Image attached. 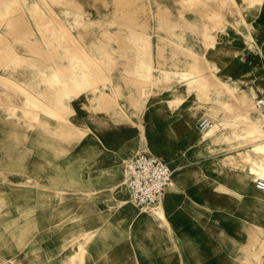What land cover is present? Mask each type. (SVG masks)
I'll return each instance as SVG.
<instances>
[{"label":"rangeland","instance_id":"obj_1","mask_svg":"<svg viewBox=\"0 0 264 264\" xmlns=\"http://www.w3.org/2000/svg\"><path fill=\"white\" fill-rule=\"evenodd\" d=\"M168 1L38 0L39 6L47 8V4L59 15L66 11L69 15L76 14L86 19L87 22L75 30L71 28L69 19L65 18V23L74 36L70 35L71 41L67 42L59 33L55 35L56 41L53 40L54 31L51 28L42 24L41 28H37L36 21L23 13V1L14 3L15 13L6 12L7 15L10 13L8 16L18 17L10 28L5 24L6 18L0 19V32H3L0 38V58L3 57L5 60H2L6 61L3 64L0 60V264H122V244L125 247V257L128 247L136 248L133 243L128 245L133 234L132 231H127L129 226L131 229L133 218L151 217L152 212H141L128 203L123 185V162L128 156L141 152L154 153L171 162L167 145L156 149L148 147L143 127L140 122L137 123V120L142 121L143 112L152 114L155 103L158 104V112L175 90H182L189 93L190 99L200 103L196 105L200 117L193 113L196 130L198 120L202 119H208L219 129L223 127V134L228 133L229 124L238 122L236 112L239 110L235 111L238 103L229 102L227 107H222L212 98L221 95L212 90L216 82H220L213 70L217 71L216 65L219 63L231 65L233 53H238L251 41H255L250 35L260 28V23L250 18L255 17L262 0H236L237 6L230 0H170L174 4L171 7ZM172 7L175 13L171 10ZM198 9L210 15L212 21L207 18L201 22ZM185 11L191 12L189 14L192 18L186 20ZM3 13L5 14L0 10V14ZM90 20L95 21L88 22ZM153 20L156 30L172 36L171 38L179 40L185 31L192 34V54L186 65L191 67L188 69H192L195 75L183 71L184 60L181 64L179 57L184 56L185 52L180 43H175L170 38L156 36L163 45L171 46L165 54L160 50L156 55L158 63L160 59L161 65L168 66L169 71L156 65L151 42ZM2 41L5 42L1 43ZM59 42L65 43L60 45ZM70 43L82 47V57L108 54V60L99 62L100 67H104L103 70L100 68L99 72L93 71L96 77L94 74L90 80L82 81L80 74L88 76L93 68L81 64V55L76 53L78 51L74 52L75 49L69 55L72 47ZM131 43L138 45L136 54L133 53L135 50ZM67 45L70 47L67 48ZM73 54L75 55L72 56ZM133 55L143 57L149 67V74L145 77L126 72L134 70L129 62ZM17 56L34 59L37 68L16 66L11 60ZM165 72L171 80L165 84L157 82ZM98 74L105 81L101 82ZM6 81L20 88L15 89V86H10ZM4 82L6 85H3ZM120 82L125 89L120 86ZM72 85H76L75 91L80 89L82 92L68 101L70 112H61L52 104L51 95H67L66 87L70 88ZM154 88L156 95L152 92ZM23 89L25 94L21 92ZM144 90L153 95H145ZM26 94L33 98L29 99ZM34 99L37 101L34 102ZM178 103L176 101L175 104ZM75 107L86 112L110 111L114 122L121 128H139L137 149L128 156L112 155L113 166H116L118 173L114 181L109 180L103 168L97 169L96 161L99 165L105 155L103 147L92 134L89 133V138L92 137L98 145L96 154L86 153L83 146L77 148L82 133L69 120ZM250 107L251 119L261 120L254 112L253 97L250 99ZM202 108H208V111ZM224 108L230 110L227 112ZM53 113H56L55 118L50 116ZM229 113L234 117L229 118ZM64 119H68L71 126H64ZM260 122L259 127L264 131V124L262 120ZM206 131L198 130L199 139L208 141L211 145L237 140L223 138L222 135L216 140H210L205 136ZM84 132L88 134L87 131ZM144 137L146 144L141 142ZM245 141L242 140L240 145ZM262 177L264 174L255 175L256 179ZM116 181L122 183L124 192L109 190ZM123 208L132 210L133 218L130 213H125L127 217L120 215ZM120 227L124 229L121 230ZM256 233L258 241L251 245L250 254L246 253L247 264H264V242L260 240L263 239L264 229H257Z\"/></svg>","mask_w":264,"mask_h":264},{"label":"crops","instance_id":"obj_2","mask_svg":"<svg viewBox=\"0 0 264 264\" xmlns=\"http://www.w3.org/2000/svg\"><path fill=\"white\" fill-rule=\"evenodd\" d=\"M168 4L170 7L174 5L170 0ZM171 10L174 12L173 7ZM189 13L185 11L186 20L192 18ZM250 19L260 23V28L250 35L255 41L233 53L231 65L219 63L217 71L213 70L220 80L212 89L221 94L212 96L218 103H238L242 99L250 101L252 97L254 101L256 97L264 96V0L258 5L255 17ZM153 21L151 42L156 65L169 71L168 66L161 65L160 59L159 63L156 60L160 50L165 54L171 48L168 44L163 45L156 36L166 37L180 43L185 52L179 57L181 64L184 60L183 71L193 73L186 65L192 54V34L185 31L177 40L156 30ZM120 86L125 89L122 82ZM155 91L154 88L152 92L156 95ZM187 93L175 90L158 112V104L155 103L152 114L143 112L142 121L137 120L143 127L148 147L168 146L171 162L162 160L173 170L172 184L160 204L165 221L148 216L133 218L132 210H120L123 217L128 216L125 213H130L133 218L131 229L129 226L127 231L133 234L128 245H136L135 249L128 247L125 257L122 244V264H247L246 253L250 254L251 245L258 241L256 230L264 229V193L254 187L255 174L250 172L257 165L256 155L251 150L255 143L245 141L240 145L243 139L235 138L237 140L229 143L211 145L199 139L193 113L198 114L196 105L200 103L190 99ZM176 101L179 103L175 104ZM91 107L94 109V106ZM73 111L69 120L82 133L77 148L83 146L86 153L96 154L98 145L92 137L89 138V133L92 134L103 147L105 155L102 163L98 165L96 161L97 169L103 168L109 180L116 179L118 173L113 166L112 155L122 157L132 154L139 144V128H121L114 122L110 111L86 112L80 107H75ZM222 136L234 138L228 133ZM220 149L222 152H219ZM262 237L260 240L264 242V235Z\"/></svg>","mask_w":264,"mask_h":264},{"label":"bare ground","instance_id":"obj_3","mask_svg":"<svg viewBox=\"0 0 264 264\" xmlns=\"http://www.w3.org/2000/svg\"><path fill=\"white\" fill-rule=\"evenodd\" d=\"M21 1H23V8H24V11H23V13H25V14H27V15H29L30 17H32L35 21H36V27L37 28H39V26H40V28H41V24H42V26H45V27H48L49 29L51 28L53 31H54V34H53V40H55L56 41V34L57 33H59V34H61V35H63L64 37H63V39H64V41H69L70 40V35L71 36H73V34L71 33V31H70V28H68L67 27V25H66V23H65V18H67V19H69V22H70V25H71V28L72 29H78V28H80V27H82V23H84V22H87L86 21V19H84L83 17H81V16H78V15H69L66 11H62L61 12V15L64 17H62L61 15H59L58 13H56L54 10H53V8L52 7H50L49 5H47V4H45L46 6H48L47 8H43V7H41V6H39V3H38V0H30L29 2H27V1H24V0H21ZM20 0H0V10H3V12H5V14L3 13V14H0V19L2 20V19H4V18H6V22H5V24H7V27L8 28H10L16 21H17V19H18V17H15V16H8L11 12H13V13H15V8L13 7V5H14V3L15 2H21ZM216 1V0H215ZM231 2H233L234 4H235V6H237V2H236V0H230ZM26 2V3H25ZM39 2H41V0H39ZM179 2V1H178ZM198 2V1H197ZM47 3V2H46ZM196 3V2H195ZM203 3H204V1H203ZM43 4V3H42ZM179 4V3H178ZM161 5V4H160ZM162 6V5H161ZM62 7V6H61ZM180 7V6H179ZM10 8H11V10H10ZM13 8V9H12ZM68 8V7H67ZM220 8H222V7H220ZM216 9V8H215ZM212 10V9H211ZM10 12V13H8V15H7V13L6 12ZM150 11V10H149ZM214 12V11H213ZM21 13H19L18 15L21 17V15H20ZM66 14H68V15H66ZM198 14H199V20L202 22H204L205 20H207V18L208 19H211V16L210 15H207V14H205L201 9H198ZM213 14H216V13H213ZM17 15V16H18ZM5 16H7V17H5ZM215 16V15H214ZM22 18V17H21ZM20 18V19H21ZM89 20V19H88ZM92 21H95V20H90V21H88V22H92ZM176 21V20H175ZM210 21V20H209ZM211 21H212V19H211ZM1 22V21H0ZM23 22V21H22ZM224 22V21H223ZM95 23V22H94ZM93 23V24H94ZM99 23V22H98ZM210 23H213V22H210ZM221 23V22H220ZM110 25H111V23H110ZM24 26H25V24H24ZM19 27H20V24H19ZM26 27V26H25ZM24 27V28H25ZM172 27H174V25H172ZM22 28H23V26H22ZM27 28V27H26ZM205 29V28H204ZM17 30V29H16ZM24 30H26V29H24ZM206 31V30H205ZM27 32V31H26ZM29 32V31H28ZM103 32V31H102ZM3 32H0V38H1V35H3L2 34ZM11 33V32H10ZM30 33V32H29ZM29 33H27V34H29ZM48 34H46V36H47ZM21 36V35H20ZM58 36V35H57ZM59 37V36H58ZM74 37V36H73ZM105 37V36H104ZM10 38V37H9ZM58 39H60V38H58ZM51 40V39H50ZM71 41V40H70ZM5 42V41H4ZM3 41L1 42V43H4ZM60 43V45L61 44H64L63 42L61 43V42H59ZM74 44H76V43H70V45H72V49L70 48V50H69V52L71 51L72 52V50L73 49H75L74 50V52H76V51H78V52H76V53H80V59H79V61L81 62V64L83 65V66H87V67H91V68H93V69H91L90 70V74L88 75V76H86V74L85 73H81L80 74V77H81V79H82V81H87L89 78H91L92 76L94 77V74L95 73H93V71H98L99 72V70H100V61H104V60H108L107 59V56H108V54L106 53V55H103V56H101L100 55V53H98V54H94L93 56H87V55H84L85 57H82L83 56V52H81V49L80 48H82V47H77V44L76 45H74ZM70 45H69V47H70ZM58 46V45H57ZM77 47V49L79 48L80 50H77L76 49V47ZM131 46H132V48L135 50V52H133V53H135L136 54V51H137V48H138V45L136 44V43H131ZM61 47H64V46H61ZM60 47V48H61ZM68 47V45H67V48H69ZM122 47V46H121ZM6 48H7V46H6ZM2 49H5V47H3ZM8 49H10L9 47H8ZM62 49V48H61ZM120 49V48H119ZM6 50V49H5ZM67 50V49H66ZM8 51V50H7ZM6 51V52H7ZM70 52V54L69 55H71L72 53ZM8 54H11V53H8ZM14 54V53H13ZM85 54V53H84ZM0 55H2V53H1V51H0ZM75 54H73L72 56H74ZM112 55V54H111ZM9 56V55H8ZM66 56V55H65ZM95 56V57H94ZM10 57V56H9ZM9 57H8V59H9ZM123 56H120V58H122ZM132 58H130L129 59V62H131L132 63V65H133V67H134V70H131V71H126L127 73H131L132 72V74H134V76H142V77H145V75L146 74H149V67L145 64V60H144V58L143 57H141V56H136V55H133V56H131ZM76 58H78V57H76ZM124 58V57H123ZM5 60V58H0V60L2 61L1 63H5L6 61H3V60ZM11 62H13L14 64H16V66H20V65H22V66H24V67H27V68H37V66L35 65L36 64V61L34 60V59H31V58H23V57H21V56H17L16 58H14L13 59V61L11 60ZM79 62V63H80ZM3 63V64H4ZM69 65V64H68ZM107 67V66H106ZM105 67V68H106ZM103 68L104 67H102L101 69L103 70ZM136 68V69H135ZM138 68H140V70H138ZM83 69V68H82ZM87 69V68H86ZM73 70V69H72ZM141 70H144V72H141ZM64 71V70H63ZM83 71H85V70H83ZM159 71V70H158ZM110 72V71H109ZM65 74H68L66 71L64 72ZM87 73H89L88 71H87ZM190 73V72H189ZM192 73V72H191ZM60 74H62V73H60ZM158 74V73H157ZM192 74H194V73H192ZM100 74H98V78L99 77H101V76H99ZM184 75V74H183ZM186 75V74H185ZM184 75V76H185ZM195 75V74H194ZM58 76H60L59 74H58ZM64 76V75H63ZM72 76V75H71ZM73 76H74V74H73ZM97 75L95 74V77H96ZM103 76V75H102ZM189 76H191V74L189 75ZM88 77V78H87ZM104 77V76H103ZM183 77V76H182ZM202 77V76H201ZM62 78V77H61ZM60 78V79H61ZM97 78V80L98 81H100L99 79H101V78H99L98 79ZM184 78V77H183ZM64 79V78H63ZM105 79H106V77H105ZM199 79V78H198ZM2 80V79H1ZM1 80H0V82H1ZM62 80V79H61ZM90 80V79H89ZM92 80V79H91ZM104 80V79H103ZM102 79H101V82L103 81ZM137 80V79H136ZM143 80V79H142ZM146 80V79H145ZM171 80V77L168 75V73L167 72H165L164 73V75L160 78V79H158L157 80V82H159V83H168L169 81ZM4 81V80H3ZM8 81H10V80H8ZM8 81H6V82H8ZM105 81V80H104ZM107 81V80H106ZM194 81V80H193ZM6 82H4L3 83V85H6L5 83ZM94 81H92L91 83H93ZM9 84H10V82H8ZM95 83V82H94ZM9 84H7V86L9 87ZM96 84V83H95ZM192 84V83H191ZM89 85H90V83H89ZM97 85V84H96ZM119 85V84H118ZM10 86H13V84H10ZM15 86V85H14ZM13 86V87H14ZM18 86V85H17ZM95 86V85H94ZM68 87V86H67ZM66 87V90H67V95L66 94H63V95H59V94H57V93H53L51 96V99H52V104L55 106V108L57 109V110H60L61 112L62 111H66V112H70V107H69V104H68V101L70 100V99H72V98H74V97H77V96H79V94L82 92L78 87V89L79 90H77V91H75L74 89H76V85H72L70 88H67ZM15 89L16 88H20V87H14ZM86 89V88H85ZM85 89H82L83 91L85 90ZM21 90V89H20ZM17 91V90H16ZM21 92H24V94L26 93V91H24V89L21 91ZM21 92H19V93H21ZM47 92V91H46ZM45 92V93H46ZM27 95V94H26ZM38 95V94H37ZM153 95V94H152ZM196 95V94H195ZM27 96H29V99H31V98H33V96L32 95H27ZM30 96H32V97H30ZM40 96V95H39ZM138 96V95H137ZM26 97V96H25ZM244 98V97H243ZM28 99V98H27ZM36 99V98H35ZM34 99V100H35ZM33 100V99H32ZM82 100V99H81ZM27 101V100H26ZM29 101V100H28ZM37 100H35L34 102H36ZM29 102H31V101H29ZM73 102V101H72ZM80 102V101H79ZM202 102V101H201ZM208 102V101H207ZM27 103V102H26ZM8 104V103H7ZM30 104H32V103H30ZM221 104V106L222 107H227L228 106V104L227 103H225V104H223V103H220ZM32 105H34V104H32ZM39 105V104H38ZM37 105V106H38ZM219 105V104H218ZM238 109H235V111L236 110H239L238 112H236L237 113V116H238V122L237 123H231V124H229V127H228V136H232V137H234V138H237V139H243V140H246L247 142H250V143H255V144H253V146H252V152L256 155L255 157V161H256V166H253L251 169H250V172L252 173V174H255V175H262V174H264V131L263 130H261V128L259 127V125H260V119H251V117H250V111H252V108L250 107V101L249 100H246V99H242V100H240V102H238ZM75 106V105H74ZM45 107H47V106H45ZM198 107V106H197ZM33 110H34V108H32ZM50 109V108H49ZM225 109V108H224ZM230 109H231V107H230ZM229 109V110H230ZM36 110H38L37 108H36ZM225 110H227V109H225ZM229 110H227V112L229 111ZM43 111V110H42ZM231 111H233V110H231ZM36 111H34V113H35ZM41 112V111H40ZM44 112V111H43ZM42 112V113H43ZM47 112H48V110H47ZM52 112V111H51ZM23 114V113H22ZM31 114V113H30ZM36 114V113H35ZM54 115H50V116H54V118H55V114L56 113H53ZM107 114V113H106ZM230 114V113H229ZM229 114H227V116L229 117V118H232V117H234V116H232L231 117V114L229 115ZM33 115V114H32ZM48 115V114H47ZM58 115V114H57ZM105 116V115H104ZM26 117H28V116H26ZM35 117V116H34ZM49 117V116H48ZM57 117V116H56ZM67 117V116H66ZM28 119V118H27ZM36 119V118H35ZM34 119V120H35ZM57 119H58V117H57ZM23 120V119H22ZM28 120H30V119H28ZM61 121H62V119H60ZM108 120V119H107ZM31 121V120H30ZM23 122V121H22ZM29 123V122H28ZM66 124H67V126H71L70 124V121L68 120V119H64L63 120V125L64 126H66ZM23 126H24V124H23ZM29 126V125H28ZM25 127V126H24ZM138 127H140V125L138 126ZM130 129V128H129ZM224 128L222 127V128H218V126H214V125H211L210 127H209V129L205 132V136H207L208 138H210V140H213V139H217L219 136H221V135H223V132H222V130H223ZM226 136V135H225ZM227 136V137H228ZM222 137V136H221ZM222 139V138H221ZM231 139V138H230ZM142 141H143V143L144 144H146V139H145V137L144 138H142L141 139ZM231 141V140H230ZM233 141V140H232ZM216 142V141H215ZM220 142V141H219ZM244 157L245 158H248V156L246 155H244ZM109 190H118V192H124V187H123V185H122V183H120V182H116V183H114V184H112L110 187H109ZM121 204H125V202L123 203V202H121ZM75 206V205H74ZM76 207V206H75ZM165 210V209H164ZM75 212H76V210H75ZM80 216V215H79ZM151 217H152V219H154V220H161V221H165V217H164V212H163V209H162V207H161V205H158L157 207H155L153 210H152V212H151ZM166 227V226H165ZM80 251H82V250H80ZM245 258V257H244ZM259 258V257H258ZM244 260V259H243ZM250 263H252V262H250Z\"/></svg>","mask_w":264,"mask_h":264},{"label":"built area","instance_id":"obj_4","mask_svg":"<svg viewBox=\"0 0 264 264\" xmlns=\"http://www.w3.org/2000/svg\"><path fill=\"white\" fill-rule=\"evenodd\" d=\"M253 108L264 124V96L254 99ZM211 125V121L202 119L197 127L206 131ZM123 174L128 203L141 212H147L162 203L172 184L173 170L160 157L141 152L123 162ZM254 187L264 193V177L257 178Z\"/></svg>","mask_w":264,"mask_h":264}]
</instances>
